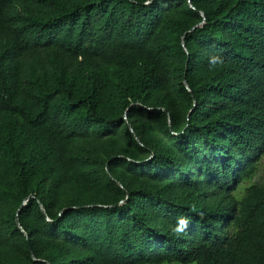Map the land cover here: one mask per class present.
<instances>
[{"label": "trees", "instance_id": "16d2710c", "mask_svg": "<svg viewBox=\"0 0 264 264\" xmlns=\"http://www.w3.org/2000/svg\"><path fill=\"white\" fill-rule=\"evenodd\" d=\"M263 166L264 0H0V264H264Z\"/></svg>", "mask_w": 264, "mask_h": 264}, {"label": "rangeland", "instance_id": "374dc122", "mask_svg": "<svg viewBox=\"0 0 264 264\" xmlns=\"http://www.w3.org/2000/svg\"><path fill=\"white\" fill-rule=\"evenodd\" d=\"M264 177V166L260 168L259 172L255 176V181H259Z\"/></svg>", "mask_w": 264, "mask_h": 264}, {"label": "water", "instance_id": "95a60500", "mask_svg": "<svg viewBox=\"0 0 264 264\" xmlns=\"http://www.w3.org/2000/svg\"><path fill=\"white\" fill-rule=\"evenodd\" d=\"M17 223H18V225H20L19 219H17Z\"/></svg>", "mask_w": 264, "mask_h": 264}]
</instances>
